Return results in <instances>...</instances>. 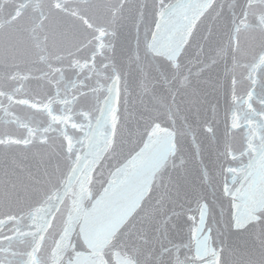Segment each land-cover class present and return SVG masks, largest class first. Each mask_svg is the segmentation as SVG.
Returning a JSON list of instances; mask_svg holds the SVG:
<instances>
[{"label":"water","instance_id":"water-1","mask_svg":"<svg viewBox=\"0 0 264 264\" xmlns=\"http://www.w3.org/2000/svg\"><path fill=\"white\" fill-rule=\"evenodd\" d=\"M0 264H264V0H0Z\"/></svg>","mask_w":264,"mask_h":264}]
</instances>
